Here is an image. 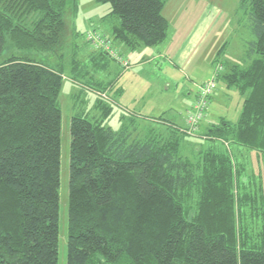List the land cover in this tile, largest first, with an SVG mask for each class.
I'll list each match as a JSON object with an SVG mask.
<instances>
[{"label":"trees","instance_id":"16d2710c","mask_svg":"<svg viewBox=\"0 0 264 264\" xmlns=\"http://www.w3.org/2000/svg\"><path fill=\"white\" fill-rule=\"evenodd\" d=\"M96 1L110 7L109 34L100 33L110 46V36L131 50L165 40L166 0ZM239 1L254 39L244 67L218 74L243 97L237 122L220 119L199 134L200 122L192 135L169 123L139 135L132 117L107 125L110 85L90 75L116 60L95 50L88 71L65 51L68 0H0V264H58L67 67L99 99L98 115L70 121L66 264H264V186L250 176L239 191L238 182L243 150L264 160V0Z\"/></svg>","mask_w":264,"mask_h":264},{"label":"rangeland","instance_id":"374dc122","mask_svg":"<svg viewBox=\"0 0 264 264\" xmlns=\"http://www.w3.org/2000/svg\"><path fill=\"white\" fill-rule=\"evenodd\" d=\"M109 11V4L96 0L67 2L64 12L65 51L76 53L77 60L84 62L88 71L92 70V65L87 61L91 45L86 41V34L91 30L109 34L111 19L103 20ZM162 16L168 27L161 44L131 50L110 36L112 49L128 66L123 67L111 59L108 68L99 67L90 71L94 81L110 85L102 98L113 106L107 125L114 130L119 129L120 118L131 117L139 124V135H144L151 128L165 130V125L169 123L185 127L187 111L193 106L199 87L218 73L225 72L229 64L244 67L242 59L246 58L248 43L254 37L248 13L240 7L239 0H166ZM221 65L222 70L218 71ZM216 79L217 95L214 94L208 105L202 132L204 127L216 124L220 119L237 122L241 111L243 97L238 90ZM90 85L92 82L87 76L74 73L68 67L65 69L59 94L58 264H66L70 121L74 115H98L94 106L99 97L88 89ZM235 148L234 144H229V150L235 152ZM229 150L226 151L229 153ZM243 151L246 154V168L245 175L238 178L239 191L250 176V179L253 178L250 181L252 187L264 186V160L254 151Z\"/></svg>","mask_w":264,"mask_h":264},{"label":"built area","instance_id":"2783aa9c","mask_svg":"<svg viewBox=\"0 0 264 264\" xmlns=\"http://www.w3.org/2000/svg\"><path fill=\"white\" fill-rule=\"evenodd\" d=\"M86 41L94 50H103L123 67H127L128 63L123 62L120 58H118L115 51L111 48L109 41L101 37L100 32L95 30L88 31L86 34ZM220 69L222 70V68L219 67L218 71ZM218 74L212 80L207 81L199 87L196 100L191 109L187 112L185 129L189 135L195 133L198 125L204 119L207 104L216 91V78H218Z\"/></svg>","mask_w":264,"mask_h":264},{"label":"crops","instance_id":"0c3cea01","mask_svg":"<svg viewBox=\"0 0 264 264\" xmlns=\"http://www.w3.org/2000/svg\"><path fill=\"white\" fill-rule=\"evenodd\" d=\"M106 35H108V34H106ZM89 47H90V46H89ZM90 49H91V50H90V52L88 53V55H89L91 52H93V53H97V52L92 48V46L90 47ZM215 93H216V92H215ZM215 93H214V94H215ZM215 95H217V94H215ZM213 96H214V95H213ZM213 96H212V97H213ZM211 99H212V98H211ZM211 99H210V101H211ZM207 115H208V114H207ZM206 117H207V116H206ZM205 119H206V118H205ZM205 119H204V120H205ZM204 120H203V121L201 122V124H200L199 131H198L199 134L202 133L201 128H203V125H204L203 122H204ZM204 128H206V127H204Z\"/></svg>","mask_w":264,"mask_h":264}]
</instances>
